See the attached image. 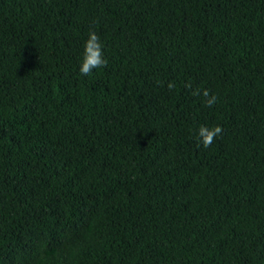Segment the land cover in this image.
<instances>
[{
    "label": "trees",
    "instance_id": "obj_1",
    "mask_svg": "<svg viewBox=\"0 0 264 264\" xmlns=\"http://www.w3.org/2000/svg\"><path fill=\"white\" fill-rule=\"evenodd\" d=\"M0 264H264V0H0Z\"/></svg>",
    "mask_w": 264,
    "mask_h": 264
},
{
    "label": "clouds",
    "instance_id": "obj_2",
    "mask_svg": "<svg viewBox=\"0 0 264 264\" xmlns=\"http://www.w3.org/2000/svg\"><path fill=\"white\" fill-rule=\"evenodd\" d=\"M107 60L104 57L102 42L95 31H90L88 33V39L84 43V52L80 63L79 71L83 75L90 74L94 69L106 66ZM191 87V85H187ZM171 87V85H169ZM197 95H202L205 97V106L213 107L216 103L217 97L211 95L208 89L197 90ZM223 129L220 125H215L212 127L201 125L198 129L197 135L199 142L203 147H210L214 140L220 136Z\"/></svg>",
    "mask_w": 264,
    "mask_h": 264
}]
</instances>
